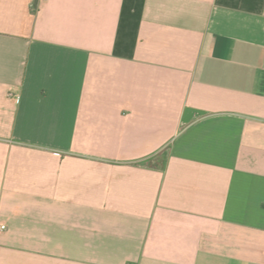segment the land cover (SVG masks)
Masks as SVG:
<instances>
[{"label": "crops", "instance_id": "crops-1", "mask_svg": "<svg viewBox=\"0 0 264 264\" xmlns=\"http://www.w3.org/2000/svg\"><path fill=\"white\" fill-rule=\"evenodd\" d=\"M0 225V264H264V0H0Z\"/></svg>", "mask_w": 264, "mask_h": 264}, {"label": "water", "instance_id": "water-1", "mask_svg": "<svg viewBox=\"0 0 264 264\" xmlns=\"http://www.w3.org/2000/svg\"><path fill=\"white\" fill-rule=\"evenodd\" d=\"M197 115V114H196ZM199 115V114H198ZM195 117V116H194ZM191 119V117L189 116V112L186 111V113L184 114L183 116V119H182V123H186L188 122L189 120Z\"/></svg>", "mask_w": 264, "mask_h": 264}, {"label": "rangeland", "instance_id": "rangeland-1", "mask_svg": "<svg viewBox=\"0 0 264 264\" xmlns=\"http://www.w3.org/2000/svg\"><path fill=\"white\" fill-rule=\"evenodd\" d=\"M153 160L156 162V161H161L162 160V156H155L154 158H153Z\"/></svg>", "mask_w": 264, "mask_h": 264}, {"label": "built area", "instance_id": "built-area-1", "mask_svg": "<svg viewBox=\"0 0 264 264\" xmlns=\"http://www.w3.org/2000/svg\"><path fill=\"white\" fill-rule=\"evenodd\" d=\"M5 228V225H0V229H4Z\"/></svg>", "mask_w": 264, "mask_h": 264}]
</instances>
